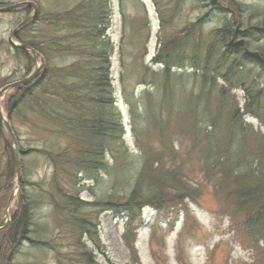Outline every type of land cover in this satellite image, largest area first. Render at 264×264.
I'll return each instance as SVG.
<instances>
[{"label": "trees", "instance_id": "trees-1", "mask_svg": "<svg viewBox=\"0 0 264 264\" xmlns=\"http://www.w3.org/2000/svg\"><path fill=\"white\" fill-rule=\"evenodd\" d=\"M119 1L126 27L125 0ZM136 1L147 15L144 2ZM204 5L207 11L181 32L159 37L153 64L162 67V79H152L154 73L145 77L161 90L159 106L154 107L159 114L153 116L160 147L149 149L134 184L128 183L122 191L117 182L129 175L123 170L120 176L122 169L118 172L116 167L121 162L125 166L131 158L123 143L124 123L112 84L114 45L107 34L110 0H81L70 9L43 17L38 13L17 32L15 41L42 55L43 66L33 80L14 88L4 99L3 109L18 145L23 178L11 221L0 230V264H12L23 243H35L30 237L33 214L24 158L36 151L45 153L53 168L47 194L59 215L64 211L79 213L87 205L76 191L78 186L88 181L98 183L101 170L117 174L107 196L98 202L101 212L112 211L126 220L123 241L134 259H138L136 243L144 222L142 210L151 207L162 215L186 200L195 202L198 189L191 187L185 170L189 164L202 161L207 178L216 177V195L227 206L236 241L245 248L247 258L241 263L264 264V12L243 18L248 8L242 0H207ZM215 11L227 16L211 32L212 41L204 46V41L200 43L202 29L208 14ZM159 13L164 28L168 21ZM256 16L259 18L254 22ZM15 50L31 63L28 51ZM60 55H73L75 61L57 64L54 60ZM188 69L195 90L187 92L188 99L181 102L183 95L175 82L187 80ZM239 91L244 99L242 110L236 94ZM166 107L170 112L163 114ZM245 115L259 123L256 131L243 120ZM179 116L183 121H175ZM16 122L39 138L36 141H48L50 146L42 150L23 147ZM0 148V206L5 209L16 166L1 117ZM99 215L93 220L75 216L72 221L78 232L76 255L85 264H96L95 251L103 253L99 250ZM243 218L250 230L243 224L238 232L236 222ZM85 236L94 250L83 243Z\"/></svg>", "mask_w": 264, "mask_h": 264}, {"label": "rangeland", "instance_id": "rangeland-1", "mask_svg": "<svg viewBox=\"0 0 264 264\" xmlns=\"http://www.w3.org/2000/svg\"><path fill=\"white\" fill-rule=\"evenodd\" d=\"M80 1L0 0V9L22 3H33L39 15L43 17L49 13L70 9ZM142 1L146 5L147 15L141 12L136 0L123 2L127 18L125 27L120 1L110 0L111 19L107 34L114 45L111 56L112 84L115 89L116 106L124 123L123 143L131 158L125 166L121 162L116 167L118 172L122 169L120 176L124 174L123 170H127L129 175L128 178H121L117 182L120 191L128 186V183L134 184L139 167L146 160L149 149L155 151L160 147L153 116L159 114L158 107H154L159 104L161 90L158 84H151L145 77L146 73L149 76L154 73L156 76H150L152 79L158 82L162 79V67L153 64L154 56L160 47L159 37L162 35V38H167L181 32L208 9L204 5L207 0ZM242 2L248 8L243 14L245 19H248L249 14L264 12V0H242ZM27 7L28 10H26ZM33 10L32 6H23L0 13V90L27 77L28 69L34 70V62L31 60L30 63L10 44V36L14 29ZM160 11L168 21L164 28L161 26ZM226 16L227 13L218 11L208 14L200 36V43L204 41V46H207L212 41L211 32L222 25ZM258 18L254 17V22ZM30 56L32 58L31 53ZM40 58L43 61L42 55L39 54L37 58L39 66ZM73 60V55H60L55 57L54 61L59 64L71 63ZM146 68L149 72H146ZM177 73L182 74L184 71ZM185 73L188 75L187 80L175 82L178 91L183 95L179 100L181 102L188 99L187 92L195 90L192 78L189 77L191 70L188 69ZM10 92L5 93L0 101L4 118H6L3 109L4 99ZM236 94L241 101L240 109L242 110L244 100L242 92L239 91ZM166 108L162 109L163 114L170 112L169 107ZM179 120L183 121L181 116L175 121ZM243 120L253 126L255 131L258 129L259 123L255 119L245 115ZM21 124L16 122L21 136L19 142L23 147L42 150L50 146L48 141H36L39 138L32 135L23 123ZM262 134L264 135V130ZM6 135H8L7 131ZM46 139L50 140V138ZM176 148H179V144H176ZM0 157H2L1 151ZM182 159L178 160L181 162ZM113 164L112 162L111 166ZM202 166V161L189 164L185 170L186 173L183 171L191 187L198 189L195 202L186 200L162 215L149 207L142 211L144 222L139 230L136 243L138 259H134L123 241L126 220L122 215L112 211L101 212L102 205L99 203L113 187V180L117 174L110 175L107 171L101 170L98 183L88 181L87 184L78 186L76 191L87 205L83 206L79 213L64 211L59 215L51 206L47 194L51 190L50 179L53 168L45 153L32 152L24 158V171L25 178L29 182L26 187L30 192L29 197L32 202L33 226L30 237L35 243H23L12 264H85L78 261L79 257L76 255L78 232L72 225V221L75 216L82 217V215L93 220L99 212L98 235L101 241L99 250L103 253L94 252L96 264H243L241 262L247 258L245 248L236 241L231 231L232 221L228 216L227 206L216 195L214 185L216 177L212 175L209 180ZM22 178L21 169L20 180L17 182V178L15 179L11 195L16 194L18 197ZM124 180L127 182L125 183ZM15 199L12 201L10 214L15 210ZM2 207L1 205L0 222L4 218L5 211ZM84 208L90 212H86ZM246 222L245 218L240 219L239 224L236 222L238 232L242 231L243 224L250 230ZM251 231L257 234L255 229ZM88 238L85 236L82 241L89 250H94L91 242L87 241Z\"/></svg>", "mask_w": 264, "mask_h": 264}, {"label": "water", "instance_id": "water-1", "mask_svg": "<svg viewBox=\"0 0 264 264\" xmlns=\"http://www.w3.org/2000/svg\"><path fill=\"white\" fill-rule=\"evenodd\" d=\"M23 6H32L34 8V12H33V14L31 16H29L27 19H25L23 22H21L14 29V31L12 32V34L10 36V43L12 44L13 47H20V48H22L24 50H28V51L31 52V54L33 56L34 63H35V70L30 76H28V77H26V78H24V79H22V80H20L18 82L10 84V85L6 86L4 89H2L0 91V101H1L2 96L5 93H7L8 91H10V90H12V89H14V88H16L18 86H21V85L31 81L40 71V66L37 63L38 54L31 48H28V47H26L24 45L20 46V45L14 44L12 42V39L14 38L15 34L17 33V31L20 30L23 26L28 24L30 21H32L36 17L37 12H38L37 7L33 3H22V4L10 6L8 8L0 9V13L8 12V11H11V10H13L15 8H20V7H23ZM0 117L2 119V123H3L4 127L6 128V131L8 132V134L10 136V147H11V150H12L13 159H14L15 166H16L17 182H19L20 177H21L20 154L18 152L17 142H16V139H15L14 134L12 132L10 123L8 122V120L6 118H4L2 110H1V107H0ZM18 187H19V184H18ZM16 197H17L16 194H12L10 196V198H9L8 204H7L6 209L4 211V219L0 223V230L5 228L8 225L9 221H10L9 212H10L12 201Z\"/></svg>", "mask_w": 264, "mask_h": 264}]
</instances>
